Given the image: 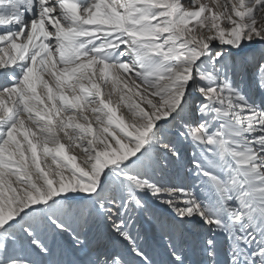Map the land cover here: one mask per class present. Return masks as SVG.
I'll return each mask as SVG.
<instances>
[{
  "label": "snow or ice",
  "instance_id": "obj_1",
  "mask_svg": "<svg viewBox=\"0 0 264 264\" xmlns=\"http://www.w3.org/2000/svg\"><path fill=\"white\" fill-rule=\"evenodd\" d=\"M0 264H264V0H0Z\"/></svg>",
  "mask_w": 264,
  "mask_h": 264
},
{
  "label": "bare ground",
  "instance_id": "obj_2",
  "mask_svg": "<svg viewBox=\"0 0 264 264\" xmlns=\"http://www.w3.org/2000/svg\"><path fill=\"white\" fill-rule=\"evenodd\" d=\"M155 258H156V259H159V255H158V254H155Z\"/></svg>",
  "mask_w": 264,
  "mask_h": 264
}]
</instances>
